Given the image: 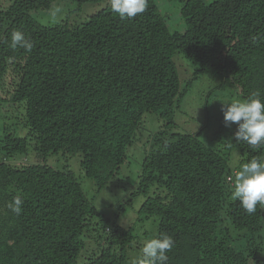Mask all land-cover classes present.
Masks as SVG:
<instances>
[{"label":"trees","instance_id":"16d2710c","mask_svg":"<svg viewBox=\"0 0 264 264\" xmlns=\"http://www.w3.org/2000/svg\"><path fill=\"white\" fill-rule=\"evenodd\" d=\"M0 8V102L20 113L24 136L0 132V264H128V230L102 225L73 173L46 164L14 166L6 160L29 153L79 154V168L96 191L106 188L126 160L142 116L154 114L173 126L180 90L173 54L201 73L264 101V0H148L132 19L114 14L110 0L75 25L38 24L30 11L48 9L55 0H8ZM178 5V27L171 30L159 4ZM13 30L33 47H11ZM18 106V107H17ZM19 107H22V109ZM242 158L264 159V145L237 143ZM138 186L146 195L138 214L157 216L158 237H173L167 264H264V206L247 214L234 197L235 172L229 154L205 146L197 134L158 130L147 140ZM227 148V149H231ZM157 191V192H156ZM23 200L17 215L8 208ZM100 224V226H98ZM100 227V228H98ZM93 237L90 249L81 238Z\"/></svg>","mask_w":264,"mask_h":264},{"label":"rangeland","instance_id":"374dc122","mask_svg":"<svg viewBox=\"0 0 264 264\" xmlns=\"http://www.w3.org/2000/svg\"><path fill=\"white\" fill-rule=\"evenodd\" d=\"M107 4L108 1L77 4L70 0H55L48 9L30 11L29 15L40 25L66 24L70 26L83 23L92 14L104 9ZM8 5V0H0V8H6ZM158 6L162 13L168 17L171 30L176 29L179 19L178 5L162 3ZM57 7L61 9V12L54 17L51 12ZM172 62L177 70L180 90H185L179 107L174 111L172 128H165V121L154 114L145 113L136 133V139L127 148L125 162L106 188L96 191L93 181L84 177L79 168V154L68 156L59 153L40 160V158L29 153L25 160H23L22 155H14L6 160V163L14 166L42 163L57 170L67 167L73 173L85 197L99 213V217L92 220V228L101 218L102 225L106 229L111 230L113 226H118L128 230L133 236L131 244L125 249L128 264H136L144 242L156 237L157 234L159 218L157 216L144 218L138 214V210L146 197L152 196L155 189L151 188L146 195L131 196L138 186L143 154L148 148L146 142L153 133L165 129L168 132L197 134L199 140L208 148L222 155L229 154L230 157L227 155L229 157L228 162L232 169H238L242 159L238 149L236 147L231 148L230 144V132L234 124L226 127L222 112L223 103L242 101L239 92L226 86L218 78L208 73H201L192 80L194 66L178 53L173 54ZM20 108L22 109V107ZM10 126L16 136L25 135L26 128L23 126L20 113L7 103L0 102V132L4 127L10 128ZM232 171L233 173L237 172L235 169ZM81 239L87 245L90 243V249L94 251L103 246L96 243L93 237L83 235ZM81 263L82 258L80 257L76 260V264Z\"/></svg>","mask_w":264,"mask_h":264},{"label":"clouds","instance_id":"9594fccd","mask_svg":"<svg viewBox=\"0 0 264 264\" xmlns=\"http://www.w3.org/2000/svg\"><path fill=\"white\" fill-rule=\"evenodd\" d=\"M114 14L121 19H132L145 12L148 0H110ZM61 12L59 7L52 10L51 15ZM11 47L31 50L32 42L20 30H13L10 36ZM222 108L225 126L237 125L234 139L237 143L245 142L253 147L264 145V101L259 92H253L245 100L223 103ZM233 195L240 206L251 215L256 213L257 205L264 206V159L252 158L244 163L235 173ZM23 200L20 196L13 198L8 208L19 215L22 212ZM173 237L161 233L158 237L148 239L141 248L136 264H167V253L174 247Z\"/></svg>","mask_w":264,"mask_h":264}]
</instances>
